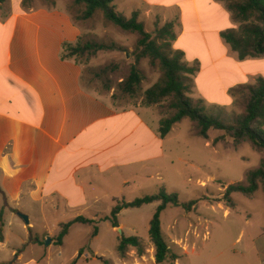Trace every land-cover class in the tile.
<instances>
[{
  "label": "crops",
  "instance_id": "1",
  "mask_svg": "<svg viewBox=\"0 0 264 264\" xmlns=\"http://www.w3.org/2000/svg\"><path fill=\"white\" fill-rule=\"evenodd\" d=\"M156 1L148 3L156 4ZM173 1L180 28L174 48L183 51L181 39L195 27L207 28V22H217L215 31L220 36V31L230 24L227 8L217 0ZM9 18L13 20L0 21L1 27L9 25V34L0 50V191L6 204L8 198L17 207L10 209L12 213L28 215L21 208L23 199L36 205L50 204L54 209L75 210L77 215L95 216L105 211L102 205H113L116 199L124 198L128 184H150L156 178L166 180L165 170L170 163H176L166 147L174 127L161 138L160 116L154 107L118 106L84 87L82 66L60 57L61 44L75 41L81 33L69 14L59 7H39L11 12ZM189 58L190 64L195 60L199 63L197 55ZM260 62L264 58L240 60L234 52L230 68L240 70L242 77L220 86L219 98H207L206 104H228L233 85L257 74L263 76L259 68H243L247 63ZM194 89L198 99L205 102L195 77ZM176 160L187 161L180 155ZM171 171L179 172V169L172 170L171 166ZM188 180L193 181L191 177ZM181 217L187 222L182 231L180 227L177 229L175 218L168 221L170 235L164 234L160 219L168 248L176 255L170 264H187L184 259L197 255L195 237L190 241L187 234L193 228L192 232L196 231L198 236L203 222L200 218L193 221L188 213ZM118 224L121 229L119 220ZM110 229L117 233L119 242L117 227ZM99 236L98 230L92 240ZM141 240L143 251L129 246L122 256L117 254L115 260L110 259V264H157L150 238ZM77 250L61 264H104L97 249L91 250L92 256L82 252L74 261Z\"/></svg>",
  "mask_w": 264,
  "mask_h": 264
},
{
  "label": "rangeland",
  "instance_id": "2",
  "mask_svg": "<svg viewBox=\"0 0 264 264\" xmlns=\"http://www.w3.org/2000/svg\"><path fill=\"white\" fill-rule=\"evenodd\" d=\"M150 0H114L115 10L126 17H130L132 11H138V20L144 25L148 32H154L157 27L165 22L173 21L175 32H180L177 22V6L173 0H158L156 4L148 3ZM226 8V1L217 0ZM203 2L202 7H206ZM185 6V5H184ZM39 7H59L64 9L71 19L78 25L81 35L86 39L98 42L114 43L118 46L113 50H100L95 53L84 54L78 57L83 68L82 83L85 88L107 97L118 106L130 104H142L144 91L159 81L162 72L157 64H151L147 57L135 59V48L138 34L124 31L113 23L107 21L101 11H96L88 19H79L84 5L75 4L74 0H3L0 3V21L9 20V14L14 11H29ZM186 9V8H185ZM229 12V11H228ZM228 28L238 29L241 22L233 18ZM223 22H225L223 20ZM217 23V22H216ZM215 24L207 22L204 26L191 29V33L183 36L184 61L189 65H198V70L189 81L187 95L193 100L198 99L194 89V77L196 85L204 98L206 112L220 116L225 122L233 123L234 118L244 112V91L231 93L233 87H240L243 84H252L257 77L264 78V62L247 63L246 67L263 71V76L257 74L249 78L246 82L237 83L229 89L231 101L224 105H207L206 100L219 98V88L227 83H232L235 79L242 77L239 71H232L230 68L231 57L234 52L216 34ZM204 24V23H202ZM203 27V28H202ZM226 27V28H227ZM9 34V25L0 26V50ZM79 34V35H80ZM228 46V47H227ZM174 47V45H173ZM120 48V49H119ZM199 57V63H193L189 59L191 55ZM1 55V54H0ZM252 58V57H248ZM257 58H264L257 57ZM133 64L140 70L142 80L133 95L123 92L121 83L125 80ZM231 72V73H230ZM222 100L225 96L220 93ZM208 98V99H207ZM170 98H164L161 102L153 104L161 117H168L173 113L169 107ZM145 106V105H143ZM174 131L168 137L166 147H169L171 159L175 160V165L169 164L164 172L166 180H151L150 184H128L124 191L126 201L141 197L147 194L156 193L161 187L166 192H176L181 202L197 200L195 207L191 211H186L180 206L167 207L161 212V226L164 234L170 235L171 230L167 228L170 218H175L179 227L182 228L186 221L181 217L188 213L189 217L196 221L200 218L203 222L202 228L198 229V236L193 228L187 234L190 241L195 237L196 256H189L184 259L187 264H264V191L262 183L258 189L250 196H245L239 192L230 194L233 206H228L222 196L225 187L230 183L244 182L245 173L256 168L264 157V151L252 145L247 139L235 141L229 133L223 130L210 129L208 138L198 135L196 123L185 117L173 126ZM186 158L187 161H177V156ZM193 158V160H189ZM179 169V172H172ZM191 177L193 181H189ZM197 177V180H196ZM166 183V184H162ZM121 196V197H123ZM123 198V199H124ZM0 191V212L2 211V221L4 223V243L0 245V263L6 264H61L73 255L78 249L77 255L82 252L90 253L97 249L99 254L111 262L115 260L117 254V233L110 228L107 220L97 223L100 236L92 240L90 236L92 226L75 223L63 238L62 245H56V238L60 225L71 220L77 214L75 210L54 209L50 204H32L23 200L21 208L27 211L29 224H25L23 219L10 210L17 208L12 201L6 199ZM158 201L143 204L140 207L127 208L118 216L122 225L121 235L124 237L138 236L141 239L149 237V221L155 212ZM102 205L103 211L99 216L110 214L112 206ZM15 211V210H13ZM23 213V212H22ZM178 216V217H175ZM87 217L97 218L96 215L89 214ZM99 218V217H98ZM205 219V220H204ZM119 225V224H118ZM192 225L194 223L192 222ZM206 226V227H205ZM242 232L241 235L240 232ZM184 233V230L183 232ZM205 237H204V236ZM166 236V235H165ZM47 237L50 242L45 243ZM140 239V240H141ZM141 240V250L144 246ZM81 250V252H80ZM117 252V253H116ZM120 256H122L120 254ZM104 263V262H103ZM170 264V261L162 264Z\"/></svg>",
  "mask_w": 264,
  "mask_h": 264
},
{
  "label": "trees",
  "instance_id": "3",
  "mask_svg": "<svg viewBox=\"0 0 264 264\" xmlns=\"http://www.w3.org/2000/svg\"><path fill=\"white\" fill-rule=\"evenodd\" d=\"M113 1L74 0V3L84 5L79 19H88L99 10L107 21L124 31L137 33L135 59L138 61L140 58L147 57L151 64H157L160 68L162 77L144 91L142 104L151 106L161 102L164 98H170L169 107L173 109V113L168 117L159 119L158 132L161 138H164L177 122L187 117L196 123L198 135L205 139L208 138L207 132L210 129L223 130L229 133L235 141L247 139L254 147L264 151L263 77H257L252 84H243V86L240 85V87L230 89L233 95L240 92L243 88L246 91L244 93V112L234 118L233 123L225 122L220 116L207 113L202 99L193 100L187 95L189 81L198 70V65L187 64L184 61V52L173 47V42L177 37L174 22H165L162 26L157 27L154 32H148L144 29L143 23L138 20L139 13L137 10L132 11L130 17H126L115 10ZM2 2L3 0H0V3ZM225 4L233 18L240 21L241 24L238 29L227 28L220 31L221 38L236 52L240 60L248 57L257 58L264 56V0H233L226 1ZM117 48L118 46L114 43L89 40L80 34L75 41H64L61 44L60 57L73 60L81 65L78 57L85 53L91 54L100 50ZM141 80L142 74L136 64H133L127 78L121 83V89L123 92L133 95ZM261 183L264 191V157L256 168L246 171L244 182L230 183L226 186L222 198L227 202L228 206H233L231 193L239 192L245 196H250L258 189ZM154 201L159 203L149 221L148 234L155 248V261L157 264L172 261L176 258V255L168 248V244L162 234L160 226L161 212L167 207L174 206H180L186 211H191L195 207L197 200L181 202L176 192L168 193L163 187L156 193L137 197L130 201H126L123 198L116 199L109 215L99 216L98 213L96 215L97 218L77 215L71 220L63 222L60 225L54 243L61 245L69 228L75 223L92 226L90 236L94 237L98 233L97 223L99 221L107 220L112 227H118V214L122 209L140 207L143 204ZM3 229L4 223L1 211L0 242L4 240ZM129 246L135 247L140 251V237H124L121 235L117 244V251L123 255ZM98 258L104 264H110L103 256ZM0 264L6 263L2 262Z\"/></svg>",
  "mask_w": 264,
  "mask_h": 264
},
{
  "label": "water",
  "instance_id": "4",
  "mask_svg": "<svg viewBox=\"0 0 264 264\" xmlns=\"http://www.w3.org/2000/svg\"><path fill=\"white\" fill-rule=\"evenodd\" d=\"M17 215L20 216L23 221L25 222V224H29V219H28V216L22 212H17ZM118 229V232H121V229L119 227H117ZM50 237H47L46 240H45V243L48 244L50 242ZM81 254L79 253L78 256H80Z\"/></svg>",
  "mask_w": 264,
  "mask_h": 264
}]
</instances>
